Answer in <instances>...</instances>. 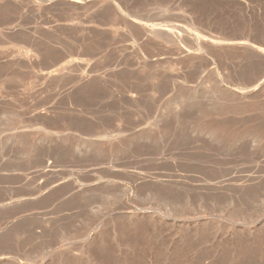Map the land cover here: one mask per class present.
I'll use <instances>...</instances> for the list:
<instances>
[{
    "label": "rangeland",
    "instance_id": "374dc122",
    "mask_svg": "<svg viewBox=\"0 0 264 264\" xmlns=\"http://www.w3.org/2000/svg\"><path fill=\"white\" fill-rule=\"evenodd\" d=\"M0 215V264H264V0H0Z\"/></svg>",
    "mask_w": 264,
    "mask_h": 264
},
{
    "label": "bare ground",
    "instance_id": "6f19581e",
    "mask_svg": "<svg viewBox=\"0 0 264 264\" xmlns=\"http://www.w3.org/2000/svg\"><path fill=\"white\" fill-rule=\"evenodd\" d=\"M47 44H48V42H47ZM87 80H88V79H87ZM70 81H71V80H70ZM85 81H86V80L84 79L83 82H84L85 84H86V83H89L88 81H87V82H85ZM101 81H102V80H101ZM80 82H81V81H80V79H79V83H80ZM83 82H81V83H82V86H83ZM128 175H129V174H128ZM139 176H140V175H139ZM140 177L142 178V180H144L142 176H140ZM136 178H137V177H136ZM130 179H131V178H130ZM134 179H135V178H134ZM134 179H133V180H134ZM145 179H146V178H145ZM140 180H141V179L139 178V181H140ZM134 181H135V180H134ZM148 181H149V180H148ZM158 181H159V180H158ZM135 182H137V181H135ZM135 182H134V184H135ZM141 182H142V181H141ZM149 182H150V181H149ZM154 182H155V181H154ZM139 183H140V182H139ZM142 183H143V182H142ZM144 183H145V182H144ZM146 183H147V182H146ZM150 183H151V182H150ZM155 183H156V182H155ZM155 183H154V184H155ZM157 183H158V182H157ZM157 183H156V184H157ZM159 183H160V182H159ZM159 183H158L157 185H159ZM161 183H162V182H161ZM163 183H165V182H163ZM172 183H173V182H172ZM223 183H224V182H223ZM137 184H138V183H137ZM147 184H148V183H147ZM221 184H222V183H221ZM151 185H153V184H151ZM215 185H216V184H215ZM219 185H220V184H219ZM219 185H218V186H219ZM224 185H225V184H224ZM238 186H239V185H238ZM219 187H220V186H219ZM223 187H226V186H223ZM239 187H240V186H239ZM212 188H214V186H213ZM242 188H244V186H243ZM200 189H201V188H200ZM236 189H238V187H237ZM244 189H246V188H244ZM219 190H220V189H218V188L216 187V188L213 189L212 191H214L215 193H217ZM223 190H224V189H223ZM223 190H222V191H223ZM238 190H239V189H238ZM240 190L243 192V189H240ZM200 191H201V190H200ZM222 191H221V193H222ZM232 191L235 192L236 190H235V189H234V190L232 189ZM241 191H240V193H242ZM245 191H246V190H245ZM81 192H82V191H81ZM208 192H209V191H208ZM208 192H206V193H208ZM83 193H84V192H83ZM235 193H236V192H235ZM209 194L211 195V193H209ZM222 194H223V193H222ZM212 196H213V195H212ZM222 196H223V195H222ZM0 216H1V215H0ZM1 243H4V241L2 240V238L0 239V245H2ZM3 248H4V247H3ZM0 254H1V253H0ZM1 255H2V254H1ZM2 256H3V255H2ZM2 256H1L0 258H2ZM7 260H8V259H7ZM0 261H1V259H0Z\"/></svg>",
    "mask_w": 264,
    "mask_h": 264
}]
</instances>
